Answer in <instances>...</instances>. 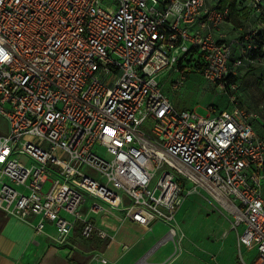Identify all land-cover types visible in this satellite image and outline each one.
<instances>
[{"label": "built area", "instance_id": "obj_1", "mask_svg": "<svg viewBox=\"0 0 264 264\" xmlns=\"http://www.w3.org/2000/svg\"><path fill=\"white\" fill-rule=\"evenodd\" d=\"M231 14L206 0H0V115L9 125L0 134V211L37 234L52 223L61 245L77 227L85 239L114 240L89 215L101 211L119 226L163 221L176 239L177 212L204 187L226 198L237 231L244 226L234 264H264V130L229 80L258 28L228 36ZM193 47L229 108L178 109L164 91L161 73L178 75L177 90L195 68ZM252 243L249 262L243 246Z\"/></svg>", "mask_w": 264, "mask_h": 264}, {"label": "rangeland", "instance_id": "obj_2", "mask_svg": "<svg viewBox=\"0 0 264 264\" xmlns=\"http://www.w3.org/2000/svg\"><path fill=\"white\" fill-rule=\"evenodd\" d=\"M240 34L233 35L240 37ZM188 72L184 84L177 90L170 86L171 80L178 76L176 73L164 72L159 75L164 91L178 109H195L199 114L207 115L211 105L218 110L229 108L230 102L226 91L220 89L217 84L205 80L198 69L192 68ZM235 81L238 83L237 94L240 104L249 111L258 113L259 118L253 123L259 131H263L264 62L241 65ZM100 152L106 155L102 148ZM155 184L156 181H153L151 187L153 188ZM49 186L50 182H47L45 190ZM95 215L97 214H92ZM66 216L70 217L68 214ZM176 218L178 230L176 239L165 236L168 225L163 221H157L151 229L141 233L137 245L133 246L130 242L129 255L140 252L139 258L145 257L129 264H135L138 260H140L138 264H234L239 259L238 233L243 232L244 226H240L239 231L233 227V210L222 200H218L214 193L201 187L184 201ZM55 229L53 226L47 228V231L56 234ZM165 237L167 240L159 244ZM145 240L151 243L146 244L140 251ZM99 248L104 252L103 246ZM243 254L247 261L252 262L257 255L256 244L243 246ZM106 259L109 262L107 257Z\"/></svg>", "mask_w": 264, "mask_h": 264}, {"label": "crops", "instance_id": "obj_3", "mask_svg": "<svg viewBox=\"0 0 264 264\" xmlns=\"http://www.w3.org/2000/svg\"><path fill=\"white\" fill-rule=\"evenodd\" d=\"M218 1L206 0L209 6L216 5ZM262 16H264V0L259 7H255L253 0H239L236 12L231 15L223 28L230 37H239L233 34L241 33L239 38L242 39L248 29L262 28ZM240 53L241 46H233L231 61ZM240 68H238V75ZM8 130L7 120L0 115V134H5ZM92 201L93 199L90 198L84 205L85 212H89V204ZM104 212H90L89 215L99 227L115 234L114 240L85 239L77 227L71 234L69 242L61 245L55 240L57 232L53 234L47 231V228L54 226L52 223L47 222L44 232L37 234L32 224L13 216H5L0 211V264H100L97 258L100 255L109 259L108 264H129L131 261L140 259L138 255L140 252L129 255L128 251L131 248L129 243L132 242L133 246L137 245L141 233L152 227L145 228L133 221H126L119 226L120 221L116 215ZM92 214L97 215L92 216ZM38 219L39 217L35 218V220ZM150 243L151 241L145 240L140 251ZM124 245H128V249H123ZM100 246L104 247V252L101 251ZM140 260L135 264H138Z\"/></svg>", "mask_w": 264, "mask_h": 264}, {"label": "trees", "instance_id": "obj_4", "mask_svg": "<svg viewBox=\"0 0 264 264\" xmlns=\"http://www.w3.org/2000/svg\"><path fill=\"white\" fill-rule=\"evenodd\" d=\"M238 1L239 0H219L216 5L219 8H223L226 5H229L230 8H231V13L233 14L237 10ZM261 21L263 23V26H262V28H258L257 32L253 35L251 41H252V44H253L254 47L248 49V52H249L248 53V58L247 59L245 58L243 60V64H245V63L251 64V63H256V62H261V63L264 62V16L261 17ZM239 56H240V54H239ZM201 60H202L201 59V54L198 52L197 48L193 47L191 49V51L189 52L187 61H191V62L195 61L196 64L194 66L200 72L201 64H202ZM237 76H230L229 80L230 81H234ZM261 132H263V131H261Z\"/></svg>", "mask_w": 264, "mask_h": 264}, {"label": "bare ground", "instance_id": "obj_5", "mask_svg": "<svg viewBox=\"0 0 264 264\" xmlns=\"http://www.w3.org/2000/svg\"><path fill=\"white\" fill-rule=\"evenodd\" d=\"M216 194L218 195L217 198H218L219 200H222V201L224 202L225 205H227L228 207H232V206L228 203V201L226 200V198H224L222 195L218 194V192H216Z\"/></svg>", "mask_w": 264, "mask_h": 264}, {"label": "water", "instance_id": "obj_6", "mask_svg": "<svg viewBox=\"0 0 264 264\" xmlns=\"http://www.w3.org/2000/svg\"><path fill=\"white\" fill-rule=\"evenodd\" d=\"M162 241L159 242V244L161 243Z\"/></svg>", "mask_w": 264, "mask_h": 264}]
</instances>
